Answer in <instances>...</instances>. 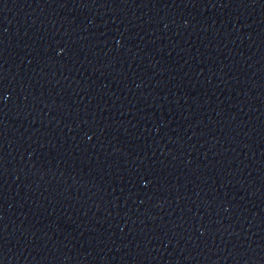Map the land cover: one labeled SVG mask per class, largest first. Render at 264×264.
<instances>
[{"label": "water", "instance_id": "95a60500", "mask_svg": "<svg viewBox=\"0 0 264 264\" xmlns=\"http://www.w3.org/2000/svg\"><path fill=\"white\" fill-rule=\"evenodd\" d=\"M0 264H264V0H0Z\"/></svg>", "mask_w": 264, "mask_h": 264}]
</instances>
